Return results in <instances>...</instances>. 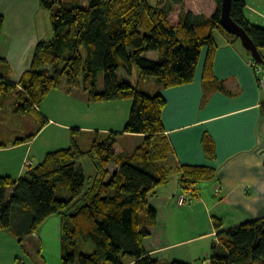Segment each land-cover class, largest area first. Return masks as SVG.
Returning <instances> with one entry per match:
<instances>
[{"label":"trees","instance_id":"trees-1","mask_svg":"<svg viewBox=\"0 0 264 264\" xmlns=\"http://www.w3.org/2000/svg\"><path fill=\"white\" fill-rule=\"evenodd\" d=\"M186 1L159 0L154 5L151 0H87L82 5V0H39L40 8L50 14L51 40L37 44L29 70L17 85L0 61V106L4 97L13 96L14 113L36 121L33 134L14 144L31 140L48 123L38 109L50 92L61 88L63 79L67 91H83L88 104L130 101L131 107L120 133H86L90 136L82 145L81 131L72 128L67 147L46 153L17 180L0 175L1 232L31 244L45 220L59 216L61 264H158L144 248L157 222L148 196L175 174L191 201L181 207L185 208L198 198L197 185L216 182L217 174L210 166L179 165L172 159L162 121L166 99L159 92H143L140 82L153 81L161 89L191 84L205 48L204 97L224 91L212 71L217 50L213 33L238 40L220 25L222 0H211L215 9L208 17L186 9ZM244 8L243 0H231L230 17L261 54L264 28L251 25ZM3 23L0 16V30ZM119 71L124 78L118 77ZM100 73L103 90L99 92ZM119 135L138 136L142 143L128 153ZM201 146L207 161L213 162L214 140L204 134ZM84 160L93 175L85 174ZM109 166L117 169L111 172ZM215 192L219 193L216 187ZM213 226L220 230L221 219L214 217ZM80 242L91 245L92 253L76 254ZM204 262L264 264V218L217 233Z\"/></svg>","mask_w":264,"mask_h":264},{"label":"crops","instance_id":"crops-1","mask_svg":"<svg viewBox=\"0 0 264 264\" xmlns=\"http://www.w3.org/2000/svg\"><path fill=\"white\" fill-rule=\"evenodd\" d=\"M243 1L246 20L251 25L264 28V0ZM210 9L211 12L215 9L214 4ZM0 16L4 18L0 30V61L8 66L10 80L17 85L29 70L37 44L50 40V14L40 8L39 0H0ZM213 34L217 50L212 71L224 91L209 92L208 101H203V68L199 75L196 70L194 81L188 85L161 89L153 81L146 83L148 90L159 92L166 99L162 121L174 153L172 159L179 165L214 168L217 174L214 183L219 189L214 196L217 200L205 202L198 195L191 207L176 209L172 206L173 199L181 192V186L175 175L148 196L149 206L157 213V222L144 241V248L157 261L171 250L166 263L193 264L201 257L207 263L211 247L217 242V233L264 216V169L260 170V163L264 160V95L254 68H251L250 54L240 41H232L219 31ZM261 54L264 59V50ZM149 56L157 58L155 53ZM261 68L264 70L263 66ZM75 96L63 90L50 92L38 109L48 123L34 138L17 145L14 144L17 139L33 134L36 121L32 116L14 113L15 99L1 102V176L17 180L30 167L41 162L46 153L67 147L71 135L66 130L75 126L82 135L94 131H122L120 127L128 117L113 110L109 104L115 102L91 104L95 105V111L90 113L86 97L81 100ZM83 105L89 107H84L83 111L87 116L81 117ZM103 114L102 120L118 125L117 128L111 130L108 125L100 126L98 121ZM204 134L215 142L216 159L213 162L207 161L202 150ZM124 136L119 135V139ZM254 163L259 169L253 167ZM109 170H112L110 166ZM214 217L221 219L220 230L213 226ZM190 242L200 243L190 249H182Z\"/></svg>","mask_w":264,"mask_h":264},{"label":"rangeland","instance_id":"rangeland-1","mask_svg":"<svg viewBox=\"0 0 264 264\" xmlns=\"http://www.w3.org/2000/svg\"><path fill=\"white\" fill-rule=\"evenodd\" d=\"M63 1H69V0H63ZM87 0H82V5L86 2ZM159 0H152V4H158ZM212 1L211 0H187L185 7L186 9L189 10H193L194 14H199V12L202 13H206V14H210L211 10L210 7L212 5ZM51 28V27H50ZM52 34V33H51ZM52 37V35H51ZM50 37V40H51ZM49 41V40H48ZM206 55V49L204 48L201 52V56H200V60L198 62V66H197V73L199 75V73H201L203 65H204V58ZM250 60V64H251V68H254V61L252 60L251 57H249ZM261 66V65H258ZM261 68V67H260ZM254 70V69H253ZM118 77L119 78H124V73L123 71H119L118 72ZM147 79H151V78H147ZM149 82H147V80H142L140 82V89L147 93V94H154V91H150L148 90V86L147 84ZM59 90H63L65 91L68 95L71 94H75L76 98L78 99H82V97L85 96L84 92L81 90H75L73 92H68L67 91V84L65 79L62 80L61 83V88ZM97 90L100 92L103 90V74L100 73L98 76V83H97ZM15 99L13 96H7L4 97L2 99V101H4L5 99ZM203 98H204V102H207L208 99L207 97H204V93H203ZM8 101V100H7ZM86 101V100H85ZM73 103V100L71 101ZM87 103V101H86ZM103 104V103H102ZM77 105H79L77 103ZM90 105V110H88L90 113L95 111V108H93L95 105ZM84 106L82 108H80V111H84V107H89V106ZM108 105V104H107ZM111 105V107L113 108V110H117V114L118 111L120 113L121 116H129V111H130V107H131V102L130 101H120V102H115V104H109ZM201 105H202V101H201ZM200 105V106H201ZM114 106H119L118 108H115ZM85 112V111H84ZM106 113H109L106 112ZM88 114V113H87ZM93 114V113H92ZM87 116L85 113L81 114V117ZM104 117V114L101 115L98 121V124L100 126H110L111 130H114L112 128H117L118 125H110L107 124V120L106 122L102 120V118ZM128 118H126L125 122L127 121ZM71 128V127H70ZM77 128L76 126L74 127V129ZM123 129V127H120ZM121 129V130H122ZM70 129L66 130L69 135H70ZM116 132V131H115ZM90 135L88 134H84L81 135L79 137L80 142L82 143V145H86L87 144V137H89ZM118 141L121 142L126 151L128 153H132L137 147L140 146V144L142 143V139L141 138H133V137H128L127 135L120 138L118 137ZM80 145V146H82ZM87 148V147H85ZM264 157V155H263ZM264 159V158H263ZM262 159V160H263ZM84 165V169L85 174L86 175H93L92 172V167L89 165V161L88 160H84L83 162ZM253 167H255L256 169H259V167L257 165H255V163L253 164ZM110 169H116L112 166H110ZM264 169V160L262 161V164L260 163V170ZM111 170V172H113ZM259 172V171H258ZM256 174V172H253ZM261 174H259V177ZM175 176V174L171 175V178ZM176 177H178V175H176ZM215 187L216 184L214 182H209V183H200L197 185V189H198V195L200 196V199H203V201L208 202V201H212L214 198L216 192H215ZM180 194H182V189L181 192L179 194H176L174 199H173V204L172 206L176 209H181V207L177 206V199L180 196ZM217 200V199H216ZM196 201V200H194ZM194 201L191 203V205L194 203ZM187 206L188 207H191ZM186 208V207H185ZM73 211H69L68 214H71ZM264 218V216L262 217ZM214 241V239H213ZM200 242H190L189 244L185 245L182 247V249H187V248H192L195 245H197ZM76 254H84V255H88L90 253H92L93 248L91 245L88 244H83V243H79V245L74 249ZM171 250L169 252H166L165 254H162L159 257V263H166L165 261L167 260V254L170 253ZM61 255H62V244H61V219L59 216H52L48 219L45 220V222L37 229L36 233L33 235V241L31 242V244L25 242V243H19V241L10 233L8 232H1L0 231V264H61ZM202 257L200 258V260H196L193 262V264H202Z\"/></svg>","mask_w":264,"mask_h":264},{"label":"water","instance_id":"water-1","mask_svg":"<svg viewBox=\"0 0 264 264\" xmlns=\"http://www.w3.org/2000/svg\"><path fill=\"white\" fill-rule=\"evenodd\" d=\"M230 6L231 0H222L220 13L221 27L226 33L233 35L236 39L240 41L241 46L250 54V57L256 65H261L264 67V59L262 58L258 49L254 46L253 42L247 36L245 31L231 19Z\"/></svg>","mask_w":264,"mask_h":264},{"label":"built area","instance_id":"built-area-1","mask_svg":"<svg viewBox=\"0 0 264 264\" xmlns=\"http://www.w3.org/2000/svg\"><path fill=\"white\" fill-rule=\"evenodd\" d=\"M260 67L261 66H258L254 63V72L258 77L259 87H260V90L262 91V93L264 95V74H263L264 70ZM190 202L191 201H190L188 195L185 193H182L177 199V206L178 207H184V206L190 204Z\"/></svg>","mask_w":264,"mask_h":264}]
</instances>
